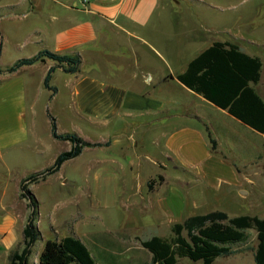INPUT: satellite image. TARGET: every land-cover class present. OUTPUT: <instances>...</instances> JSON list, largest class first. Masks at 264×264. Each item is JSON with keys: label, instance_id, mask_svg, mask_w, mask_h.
<instances>
[{"label": "crops", "instance_id": "crops-1", "mask_svg": "<svg viewBox=\"0 0 264 264\" xmlns=\"http://www.w3.org/2000/svg\"><path fill=\"white\" fill-rule=\"evenodd\" d=\"M197 1L178 11L170 3L180 0H0V151L42 152L45 141L28 122V109L36 107L45 92L52 95L51 101L65 93L73 122L64 126L55 116L57 130L103 142L86 145L79 154L87 152L88 171L94 177L134 169L135 158L140 167L145 160L149 162L145 168H157L147 177L158 181L148 185L136 203L140 210L150 206L156 210L158 226L172 228L190 211L225 210L213 203L232 195L248 196L243 186L252 185L264 172V132L189 87L178 74L215 41L232 42L248 54L260 55L255 54L254 40L231 27L207 24ZM44 49L79 55V68L67 71V62L45 55L8 69ZM52 66L55 92L45 85ZM251 84L264 97L262 71L259 82ZM53 138L58 139L59 150L49 164L34 171L50 166L60 152L72 147L71 140ZM20 191L19 186L16 208L0 220V246L10 249L8 264L11 252L24 245L30 215L26 205L19 217L20 205L29 203ZM2 193L7 194L6 187ZM41 250L33 261L29 256L31 263L39 261Z\"/></svg>", "mask_w": 264, "mask_h": 264}, {"label": "rangeland", "instance_id": "rangeland-1", "mask_svg": "<svg viewBox=\"0 0 264 264\" xmlns=\"http://www.w3.org/2000/svg\"><path fill=\"white\" fill-rule=\"evenodd\" d=\"M180 1L172 2L170 6L181 11L192 3V0ZM199 3V9L205 12L207 24L222 29L231 27L233 31L254 40L253 47L257 49L255 54H259L263 60L264 77V0H199ZM30 100L33 99L30 97ZM67 101L65 93L51 101V96L45 92L44 99H40L36 107L30 106L28 109V122L33 129L38 130L40 137L45 141L42 152L17 148L18 150H13L11 155H8L6 151H0V220L7 210L16 208L19 179L37 172L34 171L36 168L49 164L59 150L58 139L52 136L51 119L58 116L64 126H71L73 118L66 107ZM80 123L83 124L82 121ZM30 138L34 139L32 133ZM131 162L134 169L115 172L113 177L109 178L94 177L93 172L88 171L85 152L68 162L60 172L47 178L40 177L38 182H31L29 186L39 201L37 219H40L39 226L43 234L32 247L31 261L36 259L37 252L44 246L47 238H60L67 233L81 237L96 255L98 264H144L149 261L152 253L142 245L141 239L148 238L151 234L170 236L172 228L167 225L158 226L154 215L156 210L151 206L140 210L141 205L136 203V200L147 192L148 182L152 181L154 185L158 181V177H147L150 172L155 173L157 168H145L149 165L145 160L140 163L141 167L136 158ZM117 173L119 177H116ZM5 187L7 194L2 197ZM243 188L249 190L243 191L248 193V196L244 194V198H236L232 195L220 203L215 201L213 206H219L231 215H264V172L258 173L252 185L247 184ZM2 202L8 205L7 209L2 206ZM26 205L31 212L32 207L27 200V204L19 207V217ZM192 213L195 211L188 214ZM247 231V238L234 244L236 252L220 255L211 264H256L253 252L258 242L257 232L254 228ZM9 250L5 244L0 246V264H8ZM191 263L195 261L184 256L179 258L177 264Z\"/></svg>", "mask_w": 264, "mask_h": 264}, {"label": "trees", "instance_id": "trees-1", "mask_svg": "<svg viewBox=\"0 0 264 264\" xmlns=\"http://www.w3.org/2000/svg\"><path fill=\"white\" fill-rule=\"evenodd\" d=\"M45 55L67 62L68 65L64 66L67 71H76L81 62L79 55L44 49L32 57L18 59L8 69L15 70L22 64L35 62ZM262 66L260 56L246 53L235 43L215 41L195 56L178 77L189 87L264 132V97L251 84L259 82ZM54 68L52 66L45 77V85L53 92L57 89L50 83ZM51 121L53 135L71 140L72 147L60 152L50 166L22 178L20 194L29 199L32 210L24 228V245L21 250L11 252L10 264H98L88 244L74 234L47 238L39 261H29L32 247L41 236L37 223L38 200L29 184L58 170L66 159L79 155L84 146L103 144L100 141H89L74 131L59 132L55 116ZM209 135L215 147L216 141L210 132ZM148 184L152 186V181ZM249 228H254L257 232L258 242L253 252L255 263L264 264V217L255 213L230 215L220 209L189 214L172 225L170 236L155 234L141 239L142 245L152 253L151 259L144 264H177L179 258L184 256L195 261L191 264H211L220 255L236 252L234 244L247 238Z\"/></svg>", "mask_w": 264, "mask_h": 264}, {"label": "built area", "instance_id": "built-area-1", "mask_svg": "<svg viewBox=\"0 0 264 264\" xmlns=\"http://www.w3.org/2000/svg\"><path fill=\"white\" fill-rule=\"evenodd\" d=\"M83 3H87L88 0H81Z\"/></svg>", "mask_w": 264, "mask_h": 264}]
</instances>
